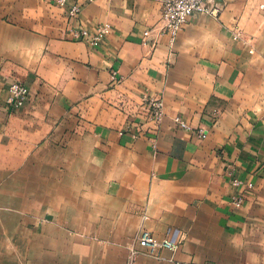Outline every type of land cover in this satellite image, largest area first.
<instances>
[{
	"label": "crops",
	"instance_id": "obj_1",
	"mask_svg": "<svg viewBox=\"0 0 264 264\" xmlns=\"http://www.w3.org/2000/svg\"><path fill=\"white\" fill-rule=\"evenodd\" d=\"M78 2L0 0V264H126L143 228L180 245L134 264H264V0H209L172 46L143 34L161 0ZM103 21L98 46L72 37ZM232 175L254 183L240 208Z\"/></svg>",
	"mask_w": 264,
	"mask_h": 264
},
{
	"label": "built area",
	"instance_id": "obj_2",
	"mask_svg": "<svg viewBox=\"0 0 264 264\" xmlns=\"http://www.w3.org/2000/svg\"><path fill=\"white\" fill-rule=\"evenodd\" d=\"M59 6H66L67 12L70 17H75L80 14L82 3L78 0H52ZM89 1V0H86ZM209 0H161V8L159 19L157 23L144 30L145 42H149L150 33L153 30H158L159 33L166 34L169 37L170 46L175 42L178 33L187 22L189 16L195 12L217 14L219 8L217 6H211L208 4ZM112 31V24L109 21H103L96 24L93 28L80 26L71 28V34L74 39L85 40L92 46H98L106 36ZM237 37V36H235ZM115 78V72L112 73ZM29 96L28 86L19 79L11 80L6 89L5 96L2 101L5 106L11 110H16L22 107ZM143 102L146 107L145 123L156 128L161 121L163 111V99L161 93L153 92L143 95ZM174 122L181 128L191 129L193 126L184 118L179 115L173 117ZM197 135L200 138H205L208 135V130L202 126L194 127ZM131 131L133 137H137V132ZM230 174V170H228ZM230 183L232 186L239 187L237 191H233L230 194V202L234 207L240 208L246 198V192L248 189H252L254 183L250 180L245 181L236 175L230 177ZM180 243L174 241L170 237L157 238L148 229H140L136 245H132L129 248V257L126 264H134L136 256L144 252L149 255H153L157 258H162L160 253L161 249H168L172 252L177 251Z\"/></svg>",
	"mask_w": 264,
	"mask_h": 264
}]
</instances>
